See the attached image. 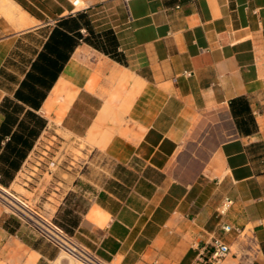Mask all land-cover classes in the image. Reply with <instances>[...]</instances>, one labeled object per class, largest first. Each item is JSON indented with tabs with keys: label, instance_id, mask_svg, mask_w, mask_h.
<instances>
[{
	"label": "crops",
	"instance_id": "obj_1",
	"mask_svg": "<svg viewBox=\"0 0 264 264\" xmlns=\"http://www.w3.org/2000/svg\"><path fill=\"white\" fill-rule=\"evenodd\" d=\"M71 2L0 0V103L69 15L82 38L107 46L109 31L119 57L78 39L8 185L21 179L45 216L112 263L203 264L220 240L235 249L220 264H264V0ZM50 128L94 143L88 160L103 159L105 175L82 162L42 181L46 159L31 155ZM58 253L0 209V264H51Z\"/></svg>",
	"mask_w": 264,
	"mask_h": 264
},
{
	"label": "trees",
	"instance_id": "obj_2",
	"mask_svg": "<svg viewBox=\"0 0 264 264\" xmlns=\"http://www.w3.org/2000/svg\"><path fill=\"white\" fill-rule=\"evenodd\" d=\"M71 30H76L77 33L71 35L68 33ZM94 36L99 38V33ZM105 36L107 37V46L88 36L82 38L75 16L69 15L60 19L51 29L41 50L30 62L29 69L19 82L13 97H5L2 100L0 103V112L3 114V120L0 123V182L3 185L8 186L10 180L13 179L15 172L20 168L34 141L45 126V120L36 111L63 64L69 58L78 39L82 38L85 42L119 60L115 53L117 44L115 38L110 36L109 31L105 32ZM20 114L23 116L18 120ZM7 136V140L1 146V141ZM54 223L70 234L59 224Z\"/></svg>",
	"mask_w": 264,
	"mask_h": 264
},
{
	"label": "built area",
	"instance_id": "obj_3",
	"mask_svg": "<svg viewBox=\"0 0 264 264\" xmlns=\"http://www.w3.org/2000/svg\"><path fill=\"white\" fill-rule=\"evenodd\" d=\"M78 0H72L73 7H77ZM189 75V72H185ZM232 203L229 197H224L217 208V213L223 215ZM0 209L3 213L17 217L26 223L38 235L55 245L59 251L69 254L79 264H113L91 251L72 235L58 227L51 218L31 206L21 195L0 182ZM221 229L225 232L233 229L231 225L223 223ZM208 256L202 259L203 264H220L230 253V247L225 242L215 240Z\"/></svg>",
	"mask_w": 264,
	"mask_h": 264
},
{
	"label": "rangeland",
	"instance_id": "obj_4",
	"mask_svg": "<svg viewBox=\"0 0 264 264\" xmlns=\"http://www.w3.org/2000/svg\"><path fill=\"white\" fill-rule=\"evenodd\" d=\"M44 144L45 147H40V150H35L31 157H35L36 160L40 162H43L44 159H46V169H43L45 171L42 175L44 178L42 181L45 183L58 179V175L65 178L69 177L68 173L79 169L82 162H84L83 170H86L88 173H92V177H96L100 174L105 175L106 164L103 159L95 157L92 161L88 160L89 152L87 149H90L94 143L92 144L85 139L71 138L57 128H55V130L50 128L49 135H47ZM20 176L23 177L24 173L20 174ZM19 182H21V179H16L13 184L8 185L7 187L21 195L31 206L43 213L38 208L39 200L36 198V202H34L33 194L28 192ZM243 235H249L247 230L244 231ZM234 250V248H231V251ZM229 256L230 255L227 257ZM66 263V260L62 259L61 264ZM75 264L79 263L76 262ZM113 264L116 263L114 262ZM241 264H248L247 259L244 258Z\"/></svg>",
	"mask_w": 264,
	"mask_h": 264
},
{
	"label": "bare ground",
	"instance_id": "obj_5",
	"mask_svg": "<svg viewBox=\"0 0 264 264\" xmlns=\"http://www.w3.org/2000/svg\"><path fill=\"white\" fill-rule=\"evenodd\" d=\"M62 259L66 260L67 262L66 264L76 263L75 260L72 257H70L68 253L61 251L58 253L57 257L54 259V261H52L51 264H61Z\"/></svg>",
	"mask_w": 264,
	"mask_h": 264
}]
</instances>
